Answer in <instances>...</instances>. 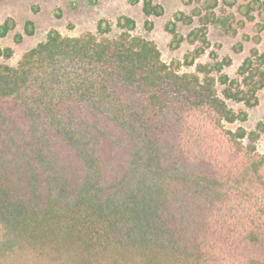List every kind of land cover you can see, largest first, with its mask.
<instances>
[{
	"label": "trees",
	"instance_id": "trees-1",
	"mask_svg": "<svg viewBox=\"0 0 264 264\" xmlns=\"http://www.w3.org/2000/svg\"><path fill=\"white\" fill-rule=\"evenodd\" d=\"M241 10L254 20L264 0ZM164 12L143 0L147 17ZM177 23L193 18L166 24L171 48L204 47L185 56L193 66L207 27L184 38ZM116 27L115 38L107 20L96 34L51 30L17 66L0 63V264H264L262 123L228 128L248 114L226 103L258 105L264 52L252 50L235 80L222 74L230 61L182 73L133 34L135 20ZM14 28L0 24V38ZM12 55L0 47V59Z\"/></svg>",
	"mask_w": 264,
	"mask_h": 264
},
{
	"label": "rangeland",
	"instance_id": "rangeland-1",
	"mask_svg": "<svg viewBox=\"0 0 264 264\" xmlns=\"http://www.w3.org/2000/svg\"><path fill=\"white\" fill-rule=\"evenodd\" d=\"M236 1L235 6H228L226 2ZM155 4L164 7V14L160 17H147L143 13V0L136 5H131L129 0H0V24L11 19L15 28L5 38H0V47L13 49V55L9 59H0V63L15 67L22 56L34 48L38 43L45 41L51 30H57L63 36L78 37L85 33L97 32L100 20H107L112 24V31L108 35L115 38L120 34L116 27L119 17H130L136 22L134 35L154 42L160 50L161 57L166 63L181 62L182 73H196L199 64L221 63L230 61L229 66L223 68L222 74L231 80L238 79V69L243 61L250 56L252 50L264 52V10L251 12L250 20L240 11L242 5L249 0H192L186 5L182 0H153ZM182 12L193 18L191 25L177 23V32L184 38L196 28L202 25L207 27L209 47L197 57L193 66H185L184 58L187 54H193L198 48H204L200 42L194 45L184 41L179 48L170 46L172 35L166 31L165 26L173 20V16ZM214 15H213V14ZM215 17V19H214ZM214 19V20H213ZM33 22L34 34L27 36L25 26L27 22ZM149 21L151 28L145 26ZM221 22V23H220ZM228 26L230 33L224 32ZM236 31V34H234ZM22 39L16 43V37ZM242 45V50L238 51ZM202 77V75H200ZM218 78L219 74L213 72ZM216 89L221 98H224L225 86L216 83ZM258 105L247 108L243 103L226 100L227 105L235 112H247L248 117L244 123L234 125L227 124L228 128L235 129L238 125L244 127L247 132L257 131L260 128V137L255 145L257 151L264 155V90L258 92Z\"/></svg>",
	"mask_w": 264,
	"mask_h": 264
}]
</instances>
